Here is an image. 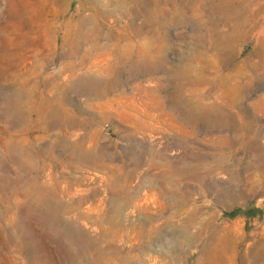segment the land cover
Returning <instances> with one entry per match:
<instances>
[{
  "label": "rangeland",
  "instance_id": "rangeland-1",
  "mask_svg": "<svg viewBox=\"0 0 264 264\" xmlns=\"http://www.w3.org/2000/svg\"><path fill=\"white\" fill-rule=\"evenodd\" d=\"M0 264H264V0H0Z\"/></svg>",
  "mask_w": 264,
  "mask_h": 264
},
{
  "label": "bare ground",
  "instance_id": "bare-ground-1",
  "mask_svg": "<svg viewBox=\"0 0 264 264\" xmlns=\"http://www.w3.org/2000/svg\"><path fill=\"white\" fill-rule=\"evenodd\" d=\"M262 29V28H261Z\"/></svg>",
  "mask_w": 264,
  "mask_h": 264
}]
</instances>
